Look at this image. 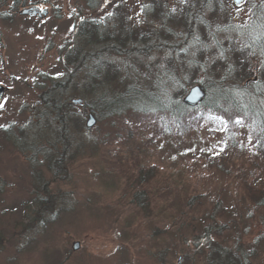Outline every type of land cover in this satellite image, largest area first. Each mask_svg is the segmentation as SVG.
Segmentation results:
<instances>
[{"label":"rangeland","instance_id":"obj_1","mask_svg":"<svg viewBox=\"0 0 264 264\" xmlns=\"http://www.w3.org/2000/svg\"><path fill=\"white\" fill-rule=\"evenodd\" d=\"M110 1L115 5L114 0L101 3L105 12ZM263 1L245 0L241 7L232 0L219 4H226L238 24L247 25L253 4ZM83 4L37 0L32 6L48 10L46 18L21 16L26 8L8 19L0 17V85L8 89L0 103V264H207L208 252L198 245L208 225L213 230L227 227L221 236L210 232V242L242 246L251 264H264V207L257 204L254 189L241 185L246 179L250 188L264 191V151L252 154L241 120L236 121L238 153L232 158L222 136L225 123L216 116L196 133L175 140L161 137L159 128L140 115L102 121L95 115L97 124L86 129L92 113L73 101L89 103L92 95L73 57L76 44H83L77 35L80 20L96 12L82 9ZM144 5V0L124 4L131 15L125 22L137 21L136 40L170 36L167 30L160 33L159 17L145 19L139 12ZM196 5L197 0L194 9ZM210 6L206 18L215 24L219 8ZM8 10L0 7L2 13ZM197 30L206 33L203 26ZM151 56L149 62L156 66L160 54L152 49ZM149 72L154 75L146 66L140 68L141 80L148 82ZM53 91L69 104L71 139L54 115L37 124L41 98ZM140 171L152 174L137 187L134 176ZM136 191L147 201L146 195H154L155 202L147 208V201L135 203ZM54 198L61 202L55 218L50 222L46 212L49 224L21 233L40 206ZM217 203L221 209L215 213ZM189 204L194 206L189 209Z\"/></svg>","mask_w":264,"mask_h":264},{"label":"trees","instance_id":"obj_2","mask_svg":"<svg viewBox=\"0 0 264 264\" xmlns=\"http://www.w3.org/2000/svg\"><path fill=\"white\" fill-rule=\"evenodd\" d=\"M36 1L0 0V7H10L9 12H0V17L8 19L11 12L30 7ZM79 1L85 4L82 9L96 12L88 20L81 19L77 29L83 44H76L78 54L76 57L74 54L73 58L78 59L77 70L85 73L83 78L92 95L89 103L83 100L82 108L88 109L101 121L102 117L140 115L150 126L159 128L161 137L172 140L196 133L206 126L210 117L216 116L225 123L222 136L226 142V154L229 153L230 158L234 151H238L236 136L240 129L242 134L249 135L252 144L249 148L255 157L264 151V1L253 4L252 22L246 25L238 24L230 17L226 4L220 5L219 0H197L195 9V0H144L145 5L139 8V12L145 19L159 17L160 33L164 30L170 33L166 37L162 33L164 38L159 36L160 39L151 42L146 38L136 40L137 21L134 20L131 25L125 22L131 15L124 12V4L130 3V0H114L115 5L110 1L106 12L101 5L103 0ZM209 5L219 8V21L215 24H209L206 18ZM147 23H144L145 27ZM198 25L203 26L206 33L201 34L197 30ZM204 34L210 40H205ZM142 35L138 34L139 37ZM152 49L160 54L156 66L149 62L154 59ZM105 52L111 55L107 56ZM144 66L154 74L151 76L149 72L148 82L141 80L139 75L140 68ZM112 68L117 71L113 73ZM195 86L203 87L206 97L200 105L192 108L184 103V98ZM57 95L53 91L50 97L42 96L37 124L42 125L47 117L53 120L54 115L59 124L65 127V138L71 139L67 130L69 118L72 117L66 107L69 104L61 101V96ZM238 120L242 121L240 129L236 123ZM39 135L33 137V144L37 143ZM44 137L42 135L40 138ZM241 149L244 153V149ZM248 161L253 162L252 159ZM226 162L220 163L224 166ZM151 174L150 171L145 176L140 171L138 176H134L136 186L143 185L145 177H151ZM242 182V187L254 189L257 204L264 207V191L250 188L252 186L246 179ZM146 196L148 201L136 191L133 201L141 204L147 201L143 205L150 207L156 198L150 194ZM58 200H46L34 218L21 229V233L34 230L38 225L49 224L56 216V205L61 203ZM197 205L200 206V203ZM218 205L215 213L221 209ZM193 206L189 204L187 207L191 209ZM46 212L51 214L50 222L44 217ZM226 228L219 226L213 230L208 225L205 236L199 238L198 247L208 252L207 264H251L248 254L242 253V246L227 248L221 246L218 240L210 242L213 240L210 232L221 236ZM18 238L22 239L23 236L19 235Z\"/></svg>","mask_w":264,"mask_h":264},{"label":"water","instance_id":"obj_3","mask_svg":"<svg viewBox=\"0 0 264 264\" xmlns=\"http://www.w3.org/2000/svg\"><path fill=\"white\" fill-rule=\"evenodd\" d=\"M244 1L245 0H233V3L237 7H241ZM48 14H49L48 10H42L38 6L26 8L20 13V15L23 17H38L39 19L46 18ZM5 92H6L5 88L0 86V103L2 102L5 96ZM205 97H206V93L204 91V88L200 86H195L189 91V93L185 97L184 103L189 107L195 108L204 101ZM73 103L76 105H81L83 101L74 100ZM96 124H97L96 117L93 114L89 115L88 121L86 123V129L91 130L95 127ZM78 249H79V244L76 243L74 245V250H78Z\"/></svg>","mask_w":264,"mask_h":264}]
</instances>
